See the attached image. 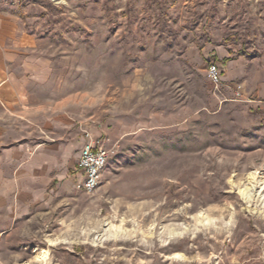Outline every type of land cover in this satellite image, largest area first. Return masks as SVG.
<instances>
[{"label": "rangeland", "instance_id": "1", "mask_svg": "<svg viewBox=\"0 0 264 264\" xmlns=\"http://www.w3.org/2000/svg\"><path fill=\"white\" fill-rule=\"evenodd\" d=\"M0 12L33 38L19 62L35 105L0 104V153L59 134L68 146L66 175L37 195L0 187V264H264L252 103L264 0H0ZM224 52L240 62V99L208 81ZM84 131L112 149L91 194L72 177Z\"/></svg>", "mask_w": 264, "mask_h": 264}, {"label": "crops", "instance_id": "2", "mask_svg": "<svg viewBox=\"0 0 264 264\" xmlns=\"http://www.w3.org/2000/svg\"><path fill=\"white\" fill-rule=\"evenodd\" d=\"M19 33L20 23L18 17L0 12V104L4 108L10 109H32L35 105L28 99L27 87V84L32 83L33 80L31 76H28L31 69L21 67L19 61L24 59L25 55L19 51V48L22 43H31L33 38L23 32L22 34ZM224 53L221 59L222 64H219L221 90L226 95H233L236 86L232 82L240 77L238 73L240 62L235 61L229 55V52ZM213 54L215 56L214 60H220L217 54ZM223 72L226 73L222 76ZM252 91L255 95H253L255 99L252 103L255 104L256 108L264 109V82H260L258 78L256 87ZM48 126L50 131L57 129L58 132L64 133L63 128L67 124L62 117L50 115ZM91 134L94 137H99L92 132ZM57 137L48 136V143L33 146L31 153L23 146H10L3 149L0 153V187L2 189H16L17 195L26 194L27 191L37 195L38 189L48 187L54 180H58L59 176L66 175V172H61V169L66 171L68 146L66 141H63L65 140L63 134H59ZM83 144L84 138L81 135L80 150ZM70 146L71 144H69ZM71 147L69 150L72 149ZM42 148L46 149L48 153L44 154L39 151ZM79 155L80 152L78 158ZM76 162L72 167V177ZM32 189L36 191L33 192Z\"/></svg>", "mask_w": 264, "mask_h": 264}, {"label": "built area", "instance_id": "3", "mask_svg": "<svg viewBox=\"0 0 264 264\" xmlns=\"http://www.w3.org/2000/svg\"><path fill=\"white\" fill-rule=\"evenodd\" d=\"M220 67L214 62L208 64L207 78L214 92L221 87ZM241 86H236L234 99H240ZM106 137H94L84 131V144L81 147L79 158L74 170V189L86 194L93 193L100 184L101 175L106 167L112 149L106 147Z\"/></svg>", "mask_w": 264, "mask_h": 264}, {"label": "bare ground", "instance_id": "4", "mask_svg": "<svg viewBox=\"0 0 264 264\" xmlns=\"http://www.w3.org/2000/svg\"><path fill=\"white\" fill-rule=\"evenodd\" d=\"M40 258L44 259L45 258V254L43 253Z\"/></svg>", "mask_w": 264, "mask_h": 264}]
</instances>
